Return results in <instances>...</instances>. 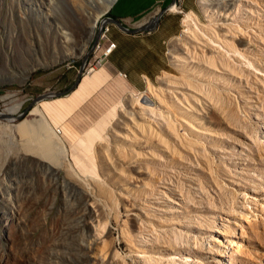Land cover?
I'll list each match as a JSON object with an SVG mask.
<instances>
[{"label": "rangeland", "instance_id": "1", "mask_svg": "<svg viewBox=\"0 0 264 264\" xmlns=\"http://www.w3.org/2000/svg\"><path fill=\"white\" fill-rule=\"evenodd\" d=\"M49 1L51 3V6L47 7L49 18H55L57 22H55V19L53 22H45L41 18H36L33 10H28V13L23 11L28 6L24 3L28 2L32 7L34 4L39 6V0H0V37L4 40V46L0 47V72H4L5 69L8 72V74L0 75V112L3 113L7 108L21 104L18 111L20 113L40 94L66 91V94L59 98H50L40 101L38 104H33L27 109L26 114L17 120L7 122L5 119H0V128L4 130V133L8 132L6 137L3 131H0V222L3 215L12 211H17L24 220V229L21 234L13 224L8 223L5 227L4 238L6 244L0 247V264H71L72 262V264H100L98 262L94 263L91 258L85 259L81 254L77 256L79 258L69 254V251H67L68 242H66L65 249H62V251L49 249V244L55 232L62 224L63 212H69L73 205L69 201H65L58 190L54 189L53 185H55L56 180L43 173L42 169L34 164L35 158L26 156L20 161H12L9 155L16 152L20 153L19 140L12 130V126L19 121L32 122V120H36L35 113L41 110L44 120L47 123L50 122L48 124L57 136H62L66 144L74 142L83 151L85 146L78 138L82 135H90L101 123L102 118H107L111 122L114 121L116 116V112L113 110L114 107H117L122 98L127 97L129 92L148 94L145 79L154 88L158 86L164 88L159 82L163 73L172 78L170 79L172 83L173 81H181L179 78H182L180 76L182 75L181 71L170 65V50L173 40L180 37L182 30L185 28L181 24L184 13L193 11L201 23H204V17L196 7V0H175L176 7L173 11H177L173 13V11L168 12L166 10L162 13L155 26L156 30L154 29L148 33L128 34L111 25L108 37L116 44V47L106 60H102L99 65H96L92 54L87 55L95 31L90 39L83 32V27L86 25L85 14L89 11L90 3L87 0ZM95 2L99 3L97 6H100L105 0H95ZM162 10L159 8L150 10L139 20L126 23L124 26L135 28L145 24V22L148 23ZM93 11H95L94 14L97 13V10L94 9ZM104 17H107V12H104L99 19L102 20ZM60 30L70 34L69 47L74 48L73 53L68 54L67 57L64 54L65 48L60 47L62 45L59 41L61 40ZM7 41L9 42L10 53L9 58L5 61L4 52L6 50L5 42ZM82 44L86 46V53L77 58L75 52L80 49ZM56 52L57 55L64 58L59 63L36 67L25 79L22 78L21 74L19 75V69L24 67L25 64L30 62L37 64L44 61L50 63ZM85 56L86 62L93 64L94 70L87 76H80L79 83L73 90L68 91L77 77L78 67ZM256 58L262 64L259 68L264 71V51ZM240 70H243L242 74L239 75L241 80L232 81L225 88L228 93H232V96L229 94V97L232 98L229 99L231 101L228 100L227 106L229 107L227 108L229 110L232 108L231 111L233 110L236 115V120L232 126V129L236 130L233 131L224 125H220L217 116L213 114L209 127L216 131L220 138L205 140L206 138L197 135L203 143L200 142V145L204 146L202 150H199L201 147L197 146L200 154H203L197 160L189 153L184 152L179 145L165 138L172 151L170 156L173 154V157H169L163 152H157L160 157H154L152 163L148 162L149 159L142 157L140 159L136 158L133 163H128L127 160H124V162L126 161L124 163L123 160L115 158L112 152V144H121L125 148L128 146L125 141H111L108 136L103 141H95L96 144L94 143L90 153L101 188L106 189L103 191L104 194L98 192L101 197H97L99 194L93 186L89 185L87 189L94 194L99 207L104 209L101 208L99 213L101 222H107L108 225V233H104V238L109 243L111 255L114 251L117 253L116 257L119 260H115L118 263L132 264L130 257H124L125 247L121 242L115 224H113L116 219L118 224L124 222V220L126 221L124 225L129 226L125 225L128 231L131 232L130 235L133 240L136 238H134L136 234L135 227L139 230L144 229L141 230L144 235L147 233L146 231L159 228V226H167L168 223L183 230L186 225L194 226L190 235H195L194 238L196 239V236L203 238L207 229L220 224L223 228L218 240L223 242L225 239H229L238 245V249L232 246L231 257H228L226 261H222L221 264H258L259 260L264 263V221L256 220L255 225L251 226L242 223L243 227L246 226L243 228L244 234H241L237 224L232 225L229 219H227L228 223L221 222L219 219L215 223L218 215H222L221 212L226 211V213H229L231 210L239 209L247 196H253L256 200H260L264 192V151L252 146L239 132H245L248 135L254 132L247 116L253 114L254 108H258L264 114V93L260 86L254 84L252 77L248 75V69L242 68ZM118 73L125 74L126 78L123 79ZM173 76L177 81L174 80ZM170 89L186 91L177 87H170ZM237 94L241 95L242 101L233 98ZM234 101L237 102L238 106ZM194 127H196V124ZM182 128L180 133H188L189 130L185 129V126L182 125ZM120 132L125 131L121 130ZM6 139L8 140L6 141ZM100 142L104 143L99 146L97 143ZM101 147L102 149H100ZM103 150L106 152H103ZM135 150L139 153L149 151L148 148ZM101 152H103V155ZM53 153L56 154L57 150L55 149ZM105 153L108 154L105 155ZM231 154L234 156H230ZM6 155L8 156L6 157ZM56 155H54L56 159L52 160L53 163L60 167L62 174L66 175L67 180L74 184L75 188L71 191L72 193L68 194L69 191H66L65 195L70 196L72 194L76 202L80 201L82 196L80 197L79 194L87 186L83 184V182L85 183L83 176L75 170L70 160L59 153ZM106 156L110 157V160L113 159V161L108 160ZM145 167H147L146 171L148 173L145 172ZM138 170L140 172H137ZM73 172L76 173L74 174L76 177ZM191 182L198 185V187L193 186L197 190L192 189ZM58 183L59 181L56 182V184ZM170 184L183 195L182 197H185L182 199L185 207L176 206L174 210L177 209L181 212L163 215L159 208L163 211L165 206L167 208L172 205V202H178L181 198L178 196L177 200L170 199L165 193L166 195L162 199H156L152 191H164V187ZM148 185L150 186L148 187ZM48 187H50V191L46 190ZM42 190L47 192L40 194ZM107 190L111 193L109 197L112 196L110 199L108 197L110 203L106 200ZM73 192L76 196L73 195ZM242 192H244L246 198L240 196ZM103 195L105 196L103 197ZM66 199L68 200L69 197ZM49 210L51 212H48ZM256 213L260 214L261 212L256 210ZM195 214L201 217L197 219L196 223L192 220ZM168 217H172L169 220L170 222L163 221V219H169ZM68 220L70 223L73 219L69 218ZM133 221L136 224H133ZM75 222L77 223L76 219L73 223ZM131 225H135V227ZM82 229L79 228L73 238L80 244H85L86 237L83 238V236H86L87 228L83 229L84 231ZM193 241L194 245L192 246L194 249L192 251L196 252L204 264H218L213 259L214 254H205L203 249L199 251L198 244H195V240L192 239L191 242ZM134 242L132 244L136 245ZM97 258L98 260L101 259L99 256Z\"/></svg>", "mask_w": 264, "mask_h": 264}, {"label": "bare ground", "instance_id": "2", "mask_svg": "<svg viewBox=\"0 0 264 264\" xmlns=\"http://www.w3.org/2000/svg\"><path fill=\"white\" fill-rule=\"evenodd\" d=\"M114 1L116 0H105L104 3L97 6L99 3L95 2V0H87V2L90 3V6L89 11L85 14L86 25L84 24L85 27H83V32L85 33V36L87 35L88 39L93 36L94 31L96 34L98 29L97 25L101 21L99 19L100 16L104 12H107L108 8ZM39 2V6H35V4L33 5L34 9H32L33 7L30 3L23 2L24 5H28L23 11H27L26 13H28V10H33V14L36 18H41L45 22H53L55 18H49V10H47V7L51 6L50 1L39 0ZM196 7L203 15L204 23L199 21L197 15L193 11L184 13L181 24L185 28L182 30L180 37H176L173 40L174 42L172 43L170 50V65L181 71L182 75H179L182 76V78L178 75L181 81H173L172 83L170 80L172 78L163 73L162 77L157 79L160 80L159 82L164 88H160L159 86V88H154L152 84L145 79L148 94L144 92L138 94L129 92L127 97H123L121 103L117 107H114L113 110L116 112L114 121L111 122V120L107 118H102L101 123L90 135H82L78 138L85 146L83 151L82 149H79L74 142L66 144L62 136H57L56 132L53 131L48 124L50 122L47 123L46 120H44L41 110L35 113V116L37 117L36 120H32V122H27L26 120L23 122L19 121L15 125H11L20 144V153L16 152L15 154L9 155L12 161H20L26 156L35 158L36 160L34 164L42 169L41 171H43V173L49 177H53L56 182L59 181L58 184L54 181V189L58 190L59 194L62 195V198L65 201H69L70 204L73 205V208H71L69 212H63L62 224L59 225V229L55 232L53 239L49 244V249L62 251V249H65L66 242H68L67 246L69 245V247H67V251H69L68 253L75 258H79L77 256L81 254L85 259L91 258L94 260V263L120 264L116 261L119 260V258L116 257L117 253L114 251L111 255L109 252V243H107L104 238V233H108V225L106 224V221V223L101 222L99 218V213L103 207H99V204L95 201L96 198H94V194L87 189V187L91 185L96 188L97 193L100 192L101 194H104L105 192L103 193V191L106 189L103 190L101 188L100 181L98 180L99 178H97L95 173L92 154L90 153V151L92 152L96 140L97 142L103 141L105 137L108 136L111 141H125L128 144L127 147L124 148L121 144H112L113 146H111L113 148H111L117 160L121 159L123 162L124 160H127L128 163H133L136 158L140 159V157L149 159L148 162L152 163L154 157H160V154L157 152H163L165 155L173 157V154L170 156L172 151L165 138L170 139L174 144L176 143L179 145L184 152L189 153L197 160L203 155L202 153L200 154L199 150L204 148V146L200 145L201 138L198 136L206 138L205 140L208 138L215 140L220 138L218 133L209 127L213 114L217 116L220 125H224L230 129H232V126L234 125L236 115L233 110L231 111L232 108L230 110L227 108L229 107L227 106V102L232 97H229L230 93H228L225 88H227L226 85L232 81L237 82V80H241L239 75L242 74L241 72H243V70L239 71V69H248V75L252 77L254 84L260 86L264 93V71L259 68L262 64H260L256 58L264 51V0H196ZM94 9L97 10L96 14H94ZM174 9L175 6L170 5L167 11L170 12ZM176 11H173V13ZM55 22H57V19H55ZM69 35L70 34H67L66 31L60 30L59 36L61 40L59 41L62 44L60 47L65 48V57H67L68 54H72L74 49L69 47ZM99 35H101V31ZM3 42L4 40L0 37V47L4 46ZM8 45L9 42H5V61L9 58L10 53V46ZM93 46L90 54L93 52ZM85 53L86 46L85 44H82L80 49L75 52V55L78 58ZM53 57V60H50L51 62L49 61L50 63L44 61L42 63L38 62L37 64H33L32 62L25 64L24 67L19 69V75L21 74L23 76L22 78L25 79L34 68L44 67L48 64H55L56 62L59 63V61L64 59L62 56L57 55V52ZM5 74H8L6 69L4 72H0V75ZM173 78L176 80L174 76ZM170 87H177L179 89H185L186 91L172 90ZM233 98L236 100H243L240 94L233 96ZM234 103L238 106L236 101H234ZM20 106L21 104H17L3 111V114L10 119L6 120L7 122L13 121L11 119L18 114ZM247 118L253 126L251 128L254 129V132L248 135L245 132L239 131L240 134L252 146L258 147L260 150L262 149L264 151V114L261 113L258 108H254L253 114L248 115ZM195 124L196 127H194ZM182 125L185 126V129L187 128L189 130L188 133H180V131H182ZM6 128L4 129L6 130ZM0 129V131H3L4 133V130H2V128ZM119 129L120 131L123 130L125 132L121 133ZM232 130L234 131L236 129ZM7 133H4L6 137L8 135ZM12 139L15 140L13 137ZM7 140L8 139H6V141ZM103 143L104 142H100L97 144L101 146L100 144ZM201 144L203 143L201 142ZM197 146H200L201 149L198 150ZM102 147L100 149H102ZM140 148H148L149 151L139 153L135 150ZM55 149L57 150L56 154L59 153L63 157H66L67 160H70L75 170L83 176L85 181L83 184H86L87 186L85 185L86 189H83L82 192L80 191L81 194H79V196H82L80 201L76 202L72 194L70 196L65 195L66 191H69V194L75 188L73 186L74 184L67 180L66 175L62 174L60 167L53 163L54 159H56L54 156L56 154L53 153ZM104 150L103 152H106ZM103 152H101V154ZM106 154L108 153H105V155ZM7 156L8 155H6V157ZM230 156L234 155L231 154ZM107 158L110 160V157ZM111 160L113 161V159ZM55 161L58 163L57 160ZM146 168L147 167L144 168L145 172H147ZM71 170L73 169L71 168ZM137 172L140 171L138 170ZM74 174L76 173L73 172V175ZM74 176L76 177V175ZM140 176L142 175L140 174ZM78 180H80V178H78ZM191 183L192 189L197 190V188L193 186L198 187V185L195 182ZM149 186L150 185H148V187ZM164 189V191L153 190V196L156 199H162V197L167 194L170 199H176L178 196H180L181 199L178 200V202L171 201L172 205H169L167 208L165 206V210L163 211L159 208V211H161L163 215L172 212H181L177 209L174 210V208H176V206L180 208L185 207L182 200L185 197H182L183 195H181L178 190L176 191L175 187L171 184L165 186ZM46 190L50 191V187ZM46 190L40 191V194L47 192ZM106 193V200L108 201L109 194L111 193H109L108 190ZM73 195H75V193ZM241 195L242 198H246L244 192L240 193V196ZM262 195L263 196L260 200H256L253 196H247L239 209L231 210V213H226V211H224L225 213L221 212L222 215H218L219 218L217 217L215 223H217L218 219L221 222L228 223L227 219H229L232 222L231 224H237L238 230L241 234H244L243 228L246 226L243 227L242 223L251 226L255 225L256 220L264 221V192ZM99 196L101 197L100 194L97 197ZM104 196L105 195H103V197ZM68 197L69 199L67 200L66 198ZM111 197H109V199ZM104 203H106V201H104ZM50 210L48 212H51ZM256 210L261 213H256ZM69 218L73 219L70 223L68 220ZM168 218L169 219L166 220L163 219V221L167 222L172 219V217ZM200 218V215L195 214L192 217V220L196 223L198 221L197 219ZM74 219H76L77 223H73ZM116 221L114 220L113 224H115L121 242L125 247L124 257H130L132 264H204L196 252L192 251V249H194L192 246L194 245V241L191 242L192 239L195 240V244H198L199 251L203 249L205 250V254H214L213 259L218 264H221L222 261H226L228 257H231L232 246L238 249V245L234 243L233 240L225 239L223 242L222 240H218V237L221 234V229L223 228V226L221 228L220 224H216L210 229H207L203 238L196 236V239L194 238L195 235H190L194 226H182L185 227L183 230L172 226V224L167 222V226L164 225L159 226V228H153V230L150 229V231H146L147 233L144 234L146 236H144L141 231L144 229L139 230L135 225H131L136 228L134 238L136 237L137 239L135 238V240H133L130 235L131 232H129L127 228L129 226L125 224L127 226L125 227L124 225V222L126 221L124 220V222H121L120 224ZM0 223V247L6 244L4 230H6L5 227L8 223L13 224L20 234L24 229V220L17 211H12L3 215ZM148 223L150 224V222ZM133 224L136 223L133 221ZM79 228H87V234L86 236H83V238L86 237L85 244H80L73 238L75 232L78 231ZM133 241H135L134 243H136V245L132 244ZM98 256L101 258L100 260H98ZM121 260L123 262V258ZM123 263L125 264V262ZM258 264L264 263L259 260Z\"/></svg>", "mask_w": 264, "mask_h": 264}, {"label": "water", "instance_id": "3", "mask_svg": "<svg viewBox=\"0 0 264 264\" xmlns=\"http://www.w3.org/2000/svg\"><path fill=\"white\" fill-rule=\"evenodd\" d=\"M171 5H174L175 0L171 1ZM168 9V7L166 8ZM166 9H163L159 14H157L156 18L150 20L148 23L143 24V25H139L135 28H127L125 27L120 21L109 18V17H104L100 22H99V26L98 29L96 31V34L94 36V39L92 41L91 47L87 53L90 54L92 46L97 42L98 39V35L101 31V28L104 24H109L112 25L113 27L117 28L118 30L128 33V34H134V33H140V32H150L154 29V27L157 24L158 18L159 16L164 13L166 11ZM86 55V56H87ZM86 56L82 59L80 66L78 67V71H77V77L75 79V81L73 82L72 86L68 89V91L73 90V88L78 84L79 81V77H80V73L81 70L86 62ZM66 94V91H60V92H48V93H43L40 94L38 96H36L27 106V108L25 110H23L22 112L18 113L16 116L13 117V119L11 120H17L18 118H20L21 116L25 115L27 112V109H29L33 104L46 100V99H50V98H59L63 95ZM0 119H5V120H10L5 114H3L2 112H0Z\"/></svg>", "mask_w": 264, "mask_h": 264}, {"label": "crops", "instance_id": "4", "mask_svg": "<svg viewBox=\"0 0 264 264\" xmlns=\"http://www.w3.org/2000/svg\"><path fill=\"white\" fill-rule=\"evenodd\" d=\"M171 1L172 0H116L108 8L107 17L121 21L124 25L139 20L153 8L165 9L169 7L172 3ZM154 29L156 30L157 28L154 27Z\"/></svg>", "mask_w": 264, "mask_h": 264}, {"label": "built area", "instance_id": "5", "mask_svg": "<svg viewBox=\"0 0 264 264\" xmlns=\"http://www.w3.org/2000/svg\"><path fill=\"white\" fill-rule=\"evenodd\" d=\"M173 6L176 7V4L174 3ZM153 9H155V8H153ZM156 10H158V9H156ZM110 26L111 25H109V24L102 26L101 35H98L97 42L94 44L92 56L94 59L93 61L96 63V65H99V63L102 60H106L116 47V44L112 40H110L108 37V31H109ZM93 70H94L93 64L85 62L84 66L81 70L80 76L88 75L91 72H93ZM118 74L123 79L126 78L125 74H122V73H118Z\"/></svg>", "mask_w": 264, "mask_h": 264}]
</instances>
